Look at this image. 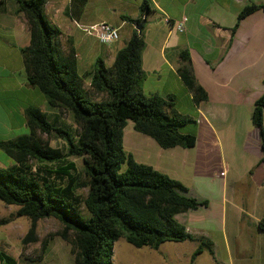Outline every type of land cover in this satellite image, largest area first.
I'll list each match as a JSON object with an SVG mask.
<instances>
[{
  "label": "crops",
  "instance_id": "crops-1",
  "mask_svg": "<svg viewBox=\"0 0 264 264\" xmlns=\"http://www.w3.org/2000/svg\"><path fill=\"white\" fill-rule=\"evenodd\" d=\"M146 1L152 13L143 20L142 92L172 99L174 111L193 118L196 124L189 131L196 132L197 142L192 149H163L128 121L124 149L138 164L182 183L189 197L208 203L176 219L191 235L211 240L215 258L222 251L230 264H264V231L259 229L264 220L263 141L252 122L254 105L264 95V12L242 21L232 38L240 13L264 0ZM143 2L51 0L45 15L62 32V51L75 49L78 73L87 77L99 59L111 67L139 32L126 18L142 20ZM5 4L0 13V142L28 127L26 110L42 97L28 84L24 66L22 50L30 44L27 20L17 14L16 0ZM102 23L119 29L117 42L103 45L83 30ZM180 23L183 32L177 29ZM184 50L190 52L206 102L196 104L179 75Z\"/></svg>",
  "mask_w": 264,
  "mask_h": 264
},
{
  "label": "trees",
  "instance_id": "trees-1",
  "mask_svg": "<svg viewBox=\"0 0 264 264\" xmlns=\"http://www.w3.org/2000/svg\"><path fill=\"white\" fill-rule=\"evenodd\" d=\"M49 1L16 0L17 14H24L30 34V44L22 50L28 84L38 89L57 112L28 107L30 133L0 142V148L15 162L0 169V201L19 207L16 218L31 221L22 241L23 249L37 242L38 222L54 218L64 226L57 236L72 246L75 264H114L115 243L122 238L136 248L155 250L169 242L198 241L193 262L206 250L214 255L211 240L191 235L176 219L208 203L189 197L182 183L138 164L124 149L123 134L128 121L163 149H192L197 142L196 132L189 131L196 124L193 118L174 111L172 99L145 96L142 92V54L146 46L143 30L133 34L111 67L101 59L96 62L87 77L91 78L93 93L104 97L92 101L84 87L85 78L78 73L75 49L62 51V32L45 15ZM151 9L144 0L142 20L126 19L139 26L152 13ZM5 11V0H0V13ZM258 11L264 12V5H252L240 13L232 38L242 21ZM180 58L178 72L194 102L208 101L196 79L189 50L182 51ZM66 114L72 116V124L65 121ZM252 122L262 133L260 164H264V95L254 105ZM41 135L63 141L67 151L51 147ZM70 158L82 160L86 181ZM83 189L88 190L85 198L79 194ZM82 206L87 215L82 213ZM12 221L0 220V226ZM259 229L264 231V220ZM47 244L43 243L39 258ZM0 264L18 261L0 251Z\"/></svg>",
  "mask_w": 264,
  "mask_h": 264
},
{
  "label": "rangeland",
  "instance_id": "rangeland-1",
  "mask_svg": "<svg viewBox=\"0 0 264 264\" xmlns=\"http://www.w3.org/2000/svg\"><path fill=\"white\" fill-rule=\"evenodd\" d=\"M93 71V70H92ZM91 71V72H92ZM90 72V73H91ZM80 75V74H79ZM81 76V75H80ZM84 77V87L91 95L92 101H101L103 95H96L90 88L91 78ZM38 90V89H37ZM41 94V99L35 102V107L44 109L46 113L57 112L52 109L47 103L46 97L38 90ZM64 119L69 124L73 123L72 116L70 114L64 115ZM30 130L28 127L19 132H14L10 137L14 139L21 135L29 134ZM45 142L53 148H60L66 152V144L56 139L53 136L41 135ZM70 161L76 163L80 177L86 181V177L83 173V162L79 158H70ZM15 162L0 149V169H7L13 166ZM32 164L37 167L36 162ZM79 194L85 198L88 194L87 189L79 191ZM19 210L18 206H8L0 201V220L10 219L13 221L8 225L0 226V251H4L8 255L14 257L18 264H75V256L72 253V246L64 241L57 234L62 232L64 226L54 218H46L38 222L36 231L37 242L30 244L23 249L22 241L28 234L31 221L26 217L16 218L15 215ZM81 211L84 215H87L85 206H82ZM88 217V216H86ZM44 242H48L47 249L40 257L41 248ZM200 243L198 241H186L184 243H166L163 244L160 249L155 250L150 247L136 248L129 244L125 239H120L115 243L114 248V264H230L227 262L225 257L220 251V258H215V247L214 255L208 250L204 251L202 255L198 256L193 262L192 257ZM253 249L248 250L251 254ZM235 252V251H234ZM28 259H27V258ZM38 259H37V258ZM31 258V259H30ZM254 264L256 260L252 261Z\"/></svg>",
  "mask_w": 264,
  "mask_h": 264
},
{
  "label": "built area",
  "instance_id": "built-area-1",
  "mask_svg": "<svg viewBox=\"0 0 264 264\" xmlns=\"http://www.w3.org/2000/svg\"><path fill=\"white\" fill-rule=\"evenodd\" d=\"M177 29L180 32H183L185 25L180 23L178 24ZM83 30L86 34L94 36L103 45L113 44L120 39L119 29L106 23L84 28Z\"/></svg>",
  "mask_w": 264,
  "mask_h": 264
},
{
  "label": "water",
  "instance_id": "water-1",
  "mask_svg": "<svg viewBox=\"0 0 264 264\" xmlns=\"http://www.w3.org/2000/svg\"><path fill=\"white\" fill-rule=\"evenodd\" d=\"M146 21H143L139 26H137V30L140 32L143 28V25L145 24Z\"/></svg>",
  "mask_w": 264,
  "mask_h": 264
}]
</instances>
